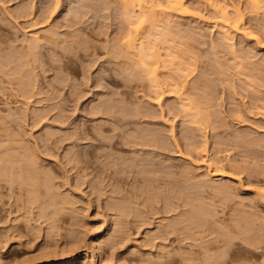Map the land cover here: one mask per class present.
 Returning <instances> with one entry per match:
<instances>
[{
	"label": "rangeland",
	"instance_id": "rangeland-1",
	"mask_svg": "<svg viewBox=\"0 0 264 264\" xmlns=\"http://www.w3.org/2000/svg\"><path fill=\"white\" fill-rule=\"evenodd\" d=\"M182 1L188 14L173 12L167 18L179 36L160 35L164 15L143 26L145 34L137 43L149 54L162 55L154 66L157 59L152 56L127 53L136 19L123 16L120 0H0L1 112L15 111L14 119L8 120L10 130L40 153L37 176L32 169L23 170L24 186L0 181V246L7 242L3 264L92 258L95 242V264H161L158 253L172 256L178 249L177 236L189 237L182 222L197 206L203 215H215L212 221L224 223L209 238H234L222 262L264 264V0ZM138 4L135 0L136 10ZM233 6L245 16L247 33L234 32L231 41L218 27L217 16L226 8L234 12ZM37 34L44 45L32 53L28 44ZM245 51L249 58L244 59ZM249 61L253 67L252 62L259 65L262 76L253 67L246 73L250 67H243ZM158 65L166 93L159 97L161 107L148 90V70ZM19 73H32L30 88L40 93L23 97ZM115 102L120 107L113 109ZM142 103L145 111L135 106ZM24 107L34 113L31 119L22 114ZM137 107L142 112L138 115L133 110ZM148 107L150 116L144 113ZM141 131L154 142L146 143ZM149 134L160 138L166 150L159 151L161 144ZM154 144L157 149L150 147ZM12 157L17 162L16 156L8 159ZM9 160L1 161L0 168L8 166L10 174L14 165L26 163L11 165ZM210 162L213 166L208 168ZM48 176L51 193L61 195L55 200L63 197L71 203L57 215L45 182ZM218 183L231 187L224 204L218 200L225 198L222 192L220 197L213 192ZM46 202L47 213L41 214L39 206ZM198 216L191 219L196 225ZM114 221L123 224L122 233H113ZM165 224L171 225L170 235ZM249 229L256 238L252 249L240 239ZM111 234L113 243L107 239ZM49 243L57 252L45 256Z\"/></svg>",
	"mask_w": 264,
	"mask_h": 264
},
{
	"label": "bare ground",
	"instance_id": "bare-ground-1",
	"mask_svg": "<svg viewBox=\"0 0 264 264\" xmlns=\"http://www.w3.org/2000/svg\"><path fill=\"white\" fill-rule=\"evenodd\" d=\"M120 4H121V10H123L124 12H123V16H127L128 18H130V17H133V18H130V19H136V27L135 28H130V30L132 31V32H134V34H135V36L134 37H129V39H128V41H126L127 43L126 44H128V51L129 52H127V53H130V52H132V50L137 54V55H139V56H141L142 55V58L143 57H153V58H156L157 59V61H156V63L154 64V66L155 65H157L158 64V59H160L161 60V57H162V55L160 54V53H157L156 55L154 54V53H151V54H149L148 53V49L144 46V44L143 43H137L141 38H139V37H143V35L145 34V30H143V26L145 25V24H147V23H156L157 21H158V18L162 15H164V19H162L161 21L163 22V24H165V26H163L164 27V29H162V31L163 32H161V34H160V32H159V34L163 37V39H169V37H173L174 36V38H175V35H176V37L177 36H179L174 30H173V27H172V22L171 21H169L167 18H168V16L171 14V13H173V12H178V13H180V14H182V15H186V14H188V9H186V8H184V3H183V1L182 0H167V4H166V6L165 7H161V6H159V4L156 2V0H139V4H138V6H139V9L138 10H136L135 8H136V6L137 5H135V0H120ZM80 7H81V5H79ZM233 8H234V12L233 11H228V9L226 8V9H224L225 11L224 12H222V13H220L221 15H219V17L217 16V19L219 18V22L221 23V25H220V23H218L217 25H218V27L220 26H222L221 27V29L222 28H224V30H222L223 32V34H224V37H225V39H228V40H230L231 39V41L233 40V37L231 36L232 35V33H234V32H238V31H243V32H246L247 33V29L245 28L246 26V21H244L245 20V16L243 15V13H242V11L240 10V8H238V7H236V6H233ZM138 12V13H137ZM76 13V15L75 16H79L80 14H81V12H75ZM232 14H234V16L232 15ZM128 18H124V19H126V20H130V19H128ZM217 21V22H218ZM216 25V26H217ZM162 27V28H163ZM245 33V35H250L251 37H252V35L250 34V32H248V34H246ZM154 34V33H153ZM158 33H157V35L156 34H154V35H156V36H160ZM248 35V36H249ZM164 37H166V38H164ZM168 37V38H167ZM232 37V38H231ZM254 38V37H253ZM227 40V41H228ZM44 38L42 37V36H38V34L37 35H34L33 37H31V39H30V41H29V44H28V47H29V49H30V51L33 53V50L34 51H38V49L39 48H41L43 45H44ZM260 43V42H259ZM140 46V47H139ZM243 51V50H242ZM241 51V52H242ZM233 52L234 53H239L240 51H238L237 49H233ZM244 52V51H243ZM248 52V51H247ZM246 51H245V53H243V54H246L245 55V57H244V59H246L247 57L249 58V53H247ZM29 55H31V53H29L28 54V56ZM248 55V56H247ZM247 56V57H246ZM37 59H39V58H37ZM35 60V59H34ZM35 61H37V60H35ZM39 61H41V59H39L38 60V62ZM37 62V63H38ZM42 62V61H41ZM244 62V61H243ZM40 63V62H39ZM139 63H141L142 65H144V64H146L147 65V63L145 62V60L144 59H139ZM249 63L251 64V62L249 61L248 63H246L245 62V64H244V66L245 67H243L245 70H247L249 67V69L246 71V73H250L252 70H255V69H257V73L259 74L258 76L260 77V75L262 76V74H264L263 72H262V74H261V69H259L258 67H259V65H255V63H253L252 62V64L254 65V67L253 66H251V65H249ZM247 64L249 65V66H247ZM256 66H257V68H256ZM246 67H247V69H246ZM251 67H253V68H255V69H253V68H251ZM158 69H159V65L157 66V67H155V69H149L148 70V73L149 74H151L150 75V77L148 78V80L150 81V85H148L149 86V88H148V90H150L149 91V93H154L155 94V97H157V98H155L154 99V97H152V99H151V97H150V103L151 102H154L155 100H157V101H155L157 104L156 105H160V99L164 96L163 94H166L163 90H162V87H163V85H162V87H161V80L159 79V72H158ZM243 69V70H244ZM244 70V71H245ZM251 70V71H250ZM261 70V71H260ZM22 74V73H21ZM20 73H19V76L21 75ZM30 74H32V73H30ZM30 74H29V76H27L26 75V77H25V74H24V76H23V74L20 76V77H22V78H20V81H19V84H20V90H21V95L23 96V97H30L31 98V96L30 95H32V93H33V91L35 92L36 90H34V89H36V88H30V87H32L31 85H34V84H31L32 82L30 81V80H32V76H31V78H30ZM264 76V75H263ZM30 78V79H29ZM35 79H36V77H35ZM33 81V80H32ZM31 82V83H30ZM35 83V82H34ZM161 88V89H160ZM30 89H31V91H30ZM157 89L161 92H158L157 91ZM39 90V89H38ZM152 90V91H151ZM154 90V91H153ZM157 91V92H156ZM176 91V93H178L179 91L178 90H175ZM37 92V91H36ZM36 92H35V94H36ZM157 94H156V93ZM19 93V92H18ZM30 93V94H29ZM40 92H37V94H39ZM159 93V94H158ZM27 95V96H26ZM34 95V94H33ZM33 95H32V97H33ZM159 95V96H158ZM163 95V96H162ZM11 96H13V97H15L16 99L18 98V99H20L19 97H18V95L17 94H11ZM162 96V97H161ZM27 97V98H28ZM159 97H161V98H159ZM29 99V98H28ZM153 99H154V101H153ZM23 101V100H22ZM149 101V100H148ZM147 102V101H146ZM162 102V101H161ZM108 103H111V102H108ZM108 103L106 102V105H108ZM116 104V102L114 103V105ZM149 104V103H148ZM162 104V103H161ZM110 105V104H109ZM111 105H113V104H111ZM111 105L110 106H108L109 108L111 107ZM113 105V106H114ZM141 105H144L143 103L142 104H139V105H135V106H141ZM100 106V105H99ZM102 106H103V108H104V105H101L99 108H102ZM113 106H112V108H113ZM117 106V107H116ZM118 106H119V104L118 105H115L114 106V108L113 109H115V108H118ZM147 106V105H146ZM145 106V108H147ZM149 106V105H148ZM151 106V105H150ZM149 106V107H150ZM62 107V106H61ZM60 107V109H62ZM107 106H105V109L106 108H108ZM120 107V106H119ZM139 107H137V108H135V109H133V110H136L135 111V114H139V113H142L141 112V110H139L138 111V108ZM142 107V106H141ZM140 107V109H142ZM148 107V109L146 110V112H144L145 113V115H146V113H147V115L148 116H150V111H148V110H150V108ZM159 107H161V106H159ZM185 107V106H184ZM27 108V107H26ZM108 108V109H109ZM111 108V109H112ZM126 108H127V106H126ZM145 108H143L142 109V111H145ZM163 108V107H162ZM18 109V108H17ZM104 109V110H105ZM122 109V108H121ZM124 109H125V107H124ZM171 109V108H170ZM10 110V109H9ZM22 110V114L23 115H25L24 117H30V119H31V117L33 116V114L32 113H30V110H27V109H25V107H24V109L22 108L21 109ZM95 111L94 112H97L99 109H97V111H96V109H94ZM162 110V109H161ZM172 110V109H171ZM183 110H185V109H183ZM14 110H11V112L10 111H8L9 113H7V115H3L2 114V112H1V108H0V162L1 161H8L9 159H8V157L9 156H16L15 157V160L17 161V162H15L14 161V158L12 157L10 160L13 162V163H11L10 162V160H9V162L11 163V165H13V164H19L20 165V163H22L23 161L24 162H26L25 164H21L20 166H18V167H15V165L13 166V168H11V174H10V172H8L9 170H8V166H7V168L5 167V168H0V181H2V180H9L10 182L9 183H11V181H12V183H11V185L12 186H14V185H20V187H22V186H24V182H26L25 180H23L22 179V174H23V177H24V175L26 176V173L25 172H29L31 169L33 170V172L32 171H30V172H32V173H34L35 172V176L34 177H36L37 176V174L38 173H36L37 172V168H35V166L37 165V161H38V159H40V156H38L39 154L37 153L38 151H36L35 149H33L30 145H29V142H28V144L25 142H23L20 138H18V135L17 134H15V133H13L11 130H10V126H9V121L8 120H12V119H14V115H15V111L13 112ZM20 111V110H19ZM99 111H101V110H99ZM148 111V112H147ZM13 112V113H12ZM162 113H163V110L161 111ZM4 113V112H3ZM18 113V112H17ZM16 113V114H17ZM62 113V112H61ZM60 113V114H61ZM98 113H100V112H98ZM155 113V112H154ZM9 114V115H8ZM60 114H58L57 116L59 117V115ZM97 113H94V115H96ZM151 114H153V112L151 111ZM18 115V114H17ZM31 115V116H30ZM16 116V115H15ZM60 117H61V115H60ZM59 117V118H60ZM10 118H12V119H10ZM130 123V122H129ZM125 124H127V122L125 123ZM144 134H146L147 135V133H145V132H142L141 131V133H139V135L142 137V135H143V137H142V139L143 138H145L146 139V135H144ZM88 135V134H87ZM86 135V136H87ZM153 134H149V136H150V138H153V137H151ZM154 135H156V134H154ZM140 136H137L136 138H138L139 137V139H141L140 138ZM148 136V135H147ZM84 138H88V136L87 137H84ZM126 138V137H125ZM124 137H123V139L125 140V141H127L128 140V138H129V140L131 139V141L133 140L132 138H130V137H127L126 139H125ZM145 139L143 140V143L145 142ZM153 139H155V138H153ZM159 139L160 138H157V140H156V142H159L158 143V146L161 144H165V143H163L162 141H159ZM125 141H123L124 142V144L125 145H129L127 142H125ZM147 141L149 142H152L153 140L152 139H146V143H147ZM132 142H134V141H132ZM137 141H135L134 143H136ZM154 142V141H153ZM160 142H162V143H160ZM133 143V145H137V144H134ZM140 143V142H139ZM131 145H132V143H131ZM132 145V146H133ZM139 145V144H138ZM144 145H145V143H144ZM144 145H141V146H144ZM161 145L158 147L159 149V151H161V150H166V147L165 146H163L162 145V147H161ZM166 145V144H165ZM147 147H149V144H148V146ZM150 147H152V148H154V147H156L155 146V144L153 145V146H150ZM163 147H165V148H163ZM162 148V149H161ZM155 149H157V147L155 148ZM11 151H15L14 153H12L11 155H9L10 154V152ZM140 151V150H139ZM156 152H158V151H156ZM180 155H182V154H180ZM20 156H23V159L25 158V160H23L22 159V157H20ZM19 158V162L20 163H18V158ZM122 159V160H124L125 162H123V163H127V162H129L128 161V159H124L123 157H117V160L119 161V159ZM13 159V160H12ZM148 159V158H147ZM147 159H146V162H147ZM153 159V158H152ZM142 161H144L145 162V160H143V159H141ZM154 160L155 159H153V161L152 160H150V161H152V162H150L151 164H153L154 163ZM22 161V162H21ZM121 161V160H120ZM119 161V162H120ZM148 161H149V159H148ZM190 161L191 162H193V164H197L198 165V163H199V161L197 162H195L194 160H192V159H190ZM111 162V161H110ZM207 162V161H206ZM202 163H205V162H200V164H202ZM141 164V163H140ZM200 164H199V166H200ZM209 164H211V162L210 163H208V168H210L211 166H213V165H209ZM23 165V166H22ZM204 165V164H203ZM205 165H207V163H205ZM25 166V167H24ZM199 166H197V167H199ZM210 166V167H209ZM1 167V166H0ZM15 167V168H14ZM24 167V168H23ZM202 167H205V166H202ZM201 167V168H202ZM26 169V170H25ZM27 169H30V170H27ZM25 172H24V171ZM209 170V169H208ZM213 170V169H212ZM217 171H222V170H218L217 169ZM217 171H215V172H217ZM209 173H210V171H208ZM218 172V174H223L222 172H220L219 173ZM213 174H214V170H213V172H212ZM216 175H217V173H215ZM49 177V176H48ZM215 177V176H214ZM227 177V176H226ZM232 178V177H231ZM49 179H50V177H49ZM45 179V182H46V186L48 187L47 189H48V193L49 194H52L51 193V187L53 186V185H51V183H50V181L52 180V179ZM49 183H50V185H49ZM223 184V183H222ZM25 185H26V183H25ZM217 185H221L220 183H218ZM216 185V186H217ZM226 185V184H225ZM225 185H221L222 187L223 186H225ZM34 186V185H33ZM32 186V187H33ZM214 187V189H213V192H214V190H216L218 193H216V191L214 192V194H216V195H220V196H222V195H224V196H222V197H225V198H223V200H222V198L220 197V198H218V197H216V195H215V197L216 198H218V200H220V202L222 201L223 203L222 204H224L225 202H227L228 200H227V198H229L231 195L229 194L228 195V190H230V189H228V187H230V185H228V187H227V185H226V187H224V188H219V186H218V188L219 189H217V187ZM231 188V187H230ZM33 189V188H32ZM32 191V190H31ZM34 192V193H33ZM33 192H32V194H33V201L34 202H38V197H37V195H36V193H35V190H33ZM221 192H222V195H221ZM231 193V192H230ZM226 195L227 196H229V197H226ZM59 197H61V195H54V194H52V195H50V198L53 200V201H55L56 203H55V206H54V214H60L61 212H64L66 209H67V207H69V205H71V203H70V201L69 200H67V198H63L62 197V199L60 200V202H58V201H56L55 200V198H57V199H59ZM224 199H226L227 201H225L224 202ZM219 202V201H218ZM221 204V203H220ZM221 204V205H222ZM190 206H191V204H190ZM21 207H23L24 209L26 208V203H23L22 204V206ZM200 207V206H199ZM198 206H197V208H196V210L197 211H195L194 212V214H192V216H191V218L190 219H186V220H183V222L182 223H184V225H185V231L187 232V235L189 236V237H186V236H177V242H178V249H177V251H174V252H172V256H167L166 255V252L165 251H162V252H160V253H158V256H157V258H156V260H160L159 262L161 263V264H163V260H165V261H171V263L172 264H225L224 262H222V257H223V255L227 252V249H229L231 246H232V244H233V240H234V238H232V237H226L225 235L223 236L224 238H221V239H219V238H215V237H213V238H209V237H211L215 232H218L217 230L219 229V231H220V225H223L224 223H223V221L221 220V223H220V221H219V219L217 220V219H214V220H216V221H212L213 219V217H215V215H209L210 217H212V218H210V217H208V216H206V215H203V212H202V207H200L199 208ZM39 208H40V212H41V214H43V213H47V202L45 203V204H41L40 206H39ZM121 208H123L122 206H120V209ZM199 209H201V214L199 213L200 212V210ZM174 210H175V208H174ZM111 214H113V210L111 209V212H110ZM114 213H117V212H115V210H114ZM254 213H256L255 211H254ZM258 214V213H257ZM256 214V215H257ZM195 215H200V216H198V224L196 225V221H191V219L192 218H194L195 217ZM201 215H202V217H201ZM259 215V214H258ZM257 215V216H258ZM114 216V217H113ZM113 216L111 215V217H113L114 219H115V214H113ZM116 216H118L117 214H116ZM238 214L237 215H235V217H234V222L235 223H237L236 221L237 220H239V218H238ZM200 217V218H199ZM260 217V216H259ZM237 219V220H236ZM200 220H202V222H200ZM117 221V220H116ZM116 221H114V225H117V228H114V230H113V233H122L123 232V224L122 223H120V224H118ZM213 223H212V222ZM219 221V222H218ZM263 221H264V218H263ZM193 222H196V223H193ZM200 223V224H199ZM219 223V224H218ZM261 224H264V223H262L261 222ZM200 225V226H199ZM237 225L238 224H235V226H236V228H237ZM164 227H166V232L170 235L171 234V231L169 230V228H170V224H165V225H163ZM199 226V227H198ZM215 226H216V228H215ZM219 227V228H218ZM238 228H239V226H238ZM215 229V230H214ZM179 231H181V230H179ZM50 232H52V231H50ZM49 233V232H48ZM113 237V234H111L107 239L110 241V242H114L115 241V239L114 238H112ZM166 238H168V237H166ZM191 238V239H190ZM241 240H242V242L244 243V244H246V245H248L249 246V248H250V246H251V249H252V247H254L255 248V241H256V238H255V234H254V231L252 230V229H249V230H247L243 235H242V237L240 238ZM191 241H193V242H195V244L194 243H192ZM6 245H7V242L6 243H4V245H1L0 246V263H4V259L2 258V253H3V251H5V247H6ZM49 245H50V243H49ZM94 249H96V251L98 252V249H99V245L95 242L94 244ZM184 245H188L189 247L186 249V248H184ZM52 246L53 245H50V248H48V249H46V250H44V255L45 256H49V255H52V254H55L56 252H57V248L56 247H54V249L52 248ZM165 247H167V246H165ZM195 248H197V249H195ZM94 249H93V253H94V255H93V257L92 258H90V257H88V256H85V258H82V259H76V258H66V259H62V260H56L55 258H52V259H49V260H47L45 263H43V264H95V258H96V255H98L97 254V252H94ZM246 249H247V251H250V249H248L247 247H246ZM245 249V250H246ZM3 250V251H2ZM149 260H152V258H150ZM17 264V263H15V260H13V261H11V262H9V263H6V264ZM229 262H227L226 264H228Z\"/></svg>",
	"mask_w": 264,
	"mask_h": 264
}]
</instances>
